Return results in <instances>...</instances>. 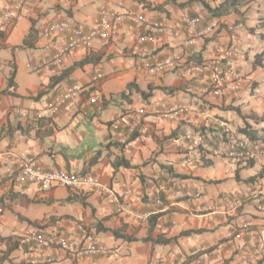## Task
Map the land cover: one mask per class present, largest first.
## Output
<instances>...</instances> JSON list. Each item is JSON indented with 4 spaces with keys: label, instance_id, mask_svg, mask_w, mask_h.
Returning a JSON list of instances; mask_svg holds the SVG:
<instances>
[{
    "label": "crops",
    "instance_id": "crops-1",
    "mask_svg": "<svg viewBox=\"0 0 264 264\" xmlns=\"http://www.w3.org/2000/svg\"><path fill=\"white\" fill-rule=\"evenodd\" d=\"M140 5L149 16L174 26L183 14L201 16L198 28L217 19L220 32L187 44L196 29L176 28L156 43L141 45L136 42L139 29L125 22L116 39H97L91 48L68 53L61 65L44 73L29 69V64L45 62L65 43L64 34L43 36L48 23L68 20L90 28L97 24L102 7ZM239 5L240 13L232 10L215 17L198 0H34L22 11L14 0H0V12L15 15L0 25V264H264V211L258 210L256 200L220 208L228 205L233 193L255 187L264 193V131H259L263 138L253 140L242 130L264 124L230 122H235L237 108L264 114L254 95L264 88V70L254 63V54L264 45L260 36L264 0H241ZM233 33L246 45L248 57L233 63V68L246 76L248 93H196L197 81L183 67L163 74L144 68L147 59L167 54L184 63L217 61ZM14 68L15 86L8 88ZM98 72L104 78L94 81ZM254 81L261 82L258 88L251 87ZM131 83L146 94L135 87L128 90ZM71 85L83 90L54 118H39L47 102ZM91 93L99 95V101L82 108L81 102ZM173 105L186 110L165 117ZM19 108L27 114L17 113ZM120 115L123 124L113 129L111 123ZM132 117L138 127L127 139ZM221 123L231 124L232 135ZM187 133L193 138L188 139ZM238 139L247 141L251 163L236 156ZM26 155L35 156L45 170L94 174L107 191L81 187L71 192L62 186L45 190L37 184L16 183L13 174ZM122 158L131 166L114 164ZM188 158L191 164L184 165ZM156 187L161 188L162 204L156 202ZM145 213H150L147 218ZM250 221L252 232L246 226ZM77 223L116 255L76 256L57 246L20 240L39 230L64 235L77 247L81 244ZM159 238L169 241L157 243ZM193 251L199 255L192 256Z\"/></svg>",
    "mask_w": 264,
    "mask_h": 264
},
{
    "label": "built area",
    "instance_id": "built-area-1",
    "mask_svg": "<svg viewBox=\"0 0 264 264\" xmlns=\"http://www.w3.org/2000/svg\"><path fill=\"white\" fill-rule=\"evenodd\" d=\"M14 1L15 7L21 11L27 9L34 2V0ZM14 17L15 15L9 10L0 12V25H5L8 21L14 19ZM202 21L203 19L201 16L183 14L180 17L179 22L174 26L169 24L166 19L149 16L143 5L121 8L102 7L99 11L97 24L90 28H84L83 26L68 20L48 23L42 31L43 36L49 37L54 34H64L66 36L65 43L45 62L29 64L28 67L31 71L38 74L49 71L53 67L61 65L68 53L78 49H89L97 39H116L119 36L122 24L125 22L130 23L139 29V33L136 36L137 44L156 43L161 36L173 34L176 28L186 30L196 29L192 32L191 37L186 40L187 44H193L196 38L211 37L220 28V22L217 19H212L205 26L198 28L202 24ZM243 56L244 49L241 44V39L237 33H233L229 44L219 50V56L216 59L217 61L184 63L175 55L167 54L155 61L147 59L144 62V68L152 74H163L176 71L183 67L186 74L196 79L197 82L193 86V90L196 93L225 96L226 94H233L240 91L244 82H246V76L233 68V63ZM103 78L104 74L98 72L94 76V81ZM82 90L83 88L79 85L68 86L65 90L47 102L44 114L40 113L38 114V117L54 118L59 114L63 105L75 98ZM99 99V95L91 93L81 102V107L85 108L87 105L96 103ZM185 110L186 107L183 105H173L164 112V116L172 117L178 113L185 112ZM17 113L24 115L27 114V112H23L20 109H17ZM138 113L143 114L144 109L138 110ZM122 124L123 120L120 115L112 121L111 126L113 129L117 130L121 128ZM221 126L226 133L229 134L231 132L228 124L221 123ZM137 127L138 121L136 118L132 117V120L128 123L126 134L127 139L133 137L137 131ZM186 137L188 139L193 138L191 133H187ZM194 141L198 143L200 139ZM237 144L239 148V151L235 152L237 157L250 158V156H252L245 140H239L237 141ZM191 162V159L188 158L184 160V165L191 164ZM13 181L16 183L27 182L37 184L45 190L62 186L66 187L71 192L78 191L81 187L97 188L101 191H107V188L101 184L98 176L94 174L73 172L67 169L45 170L40 166L38 159L33 155H26L21 159L18 170L13 174ZM154 191L156 202L162 204L161 188L156 187ZM263 196L264 193L257 187L251 189L247 193H233L228 197V205H220V208L238 207L249 199H253L257 202L258 210L264 211ZM2 212L3 208L0 207V214ZM149 214L150 213H145L144 217L147 218ZM252 225L253 223L251 221L246 224L249 232H252L250 229ZM76 227L81 231V244L77 247L64 235L46 234L39 230H32L25 233L21 236L20 240L24 243L36 242L46 248L57 246L72 251L76 256H82L85 254L116 255L114 250L98 242L95 236L81 223H77ZM197 255H199L198 251L192 252V256ZM35 262L36 264L40 263V261Z\"/></svg>",
    "mask_w": 264,
    "mask_h": 264
},
{
    "label": "trees",
    "instance_id": "trees-1",
    "mask_svg": "<svg viewBox=\"0 0 264 264\" xmlns=\"http://www.w3.org/2000/svg\"><path fill=\"white\" fill-rule=\"evenodd\" d=\"M201 1L206 8L211 12V14L213 16H222L225 14H228L230 11H235L236 13H240L241 12V0H198ZM219 2L218 5H216L215 7H212L210 5V2ZM34 33V29L32 28L29 32V35L26 37L24 45H28L30 43L29 39L30 37L33 35ZM263 42H264V33L260 35ZM249 53V52H248ZM87 60H84V62H86ZM254 63L256 66H260L263 70H264V45L259 48L256 53L254 54ZM15 68L14 70L10 73L9 78H8V88L15 86ZM135 83H131L128 86V90H131L135 87ZM139 92H141L142 95H145L146 93L144 91H140V89H138L137 87H135ZM130 93L127 92H123L122 95L124 97H129ZM237 111L239 112V108H237ZM249 119H251L252 121H254L257 124H264V114L263 115H258V114H252L249 115ZM243 131L246 132V134L249 136L250 139L256 140V139H261L263 138L261 133L259 132L260 130L264 131V126L259 128V129H250L247 130L246 128L242 129ZM251 158V157H250ZM250 158H245L246 160H249V162H252V159ZM97 159V157L94 159V161ZM114 164L115 165H124L127 167H130L131 164L124 158L122 159H115L114 160ZM116 235L120 236V234L117 231H114ZM169 239H164V238H159L156 240L157 243L161 242V243H166L168 242Z\"/></svg>",
    "mask_w": 264,
    "mask_h": 264
},
{
    "label": "rangeland",
    "instance_id": "rangeland-1",
    "mask_svg": "<svg viewBox=\"0 0 264 264\" xmlns=\"http://www.w3.org/2000/svg\"><path fill=\"white\" fill-rule=\"evenodd\" d=\"M235 30V29H234ZM220 32V28L216 31V33L215 34H217V33H219ZM239 35V34H238ZM255 35H258V34H255ZM232 36V35H231ZM255 41H257L258 40V37L257 36H255ZM242 41V40H241ZM242 47H243V49L244 50H246L245 48H246V45L244 44H242ZM251 53V52H250ZM246 57H248V54H245L244 55V57L243 58H241V59H244V58H246ZM241 59H239V61L241 60ZM247 81V80H246ZM261 82H256V81H254L253 83H251V87L252 88H258V86H259V84H260ZM246 88H248V89H246ZM244 90H246V91H244ZM251 90V88L250 87H247V82H245L244 84H243V86H242V89L240 90V91H238V92H236V94H238L239 96L240 95H242L243 94V92H249ZM234 94V93H233ZM231 95V93L228 95V96H230ZM255 99L257 100V105H260L262 108L261 109H263V112H264V88L262 89V90H259V91H255ZM232 96V95H231ZM255 102V101H254ZM256 103V102H255ZM245 104V103H244ZM144 105H145V107L146 108H148L147 106H148V104H147V102H144ZM243 108H245V106L243 107ZM20 109V108H19ZM246 109V108H245ZM245 109H243V111L245 110ZM22 110V109H21ZM246 112H241V111H239L238 112V114H236V116H235V118H236V120H235V122L234 121H230L231 123H233V125H234V123H235V125L236 124H238V125H240V124H242V125H245V123L244 122H247V123H249V121L248 120H251V119H249V115H252L253 113H252V111L251 110H249V109H246L245 110ZM225 113H226V111H224ZM229 112V113H228ZM225 115H229V114H231V110L230 111H228ZM226 116V117H227ZM230 126H229V128L231 129V135H232V133H233V130H232V126H231V124H229ZM249 125L250 126H252V127H256V125H255V122L254 121H251V123H249ZM250 152H251V154H252V151L250 150ZM250 157H252V156H250Z\"/></svg>",
    "mask_w": 264,
    "mask_h": 264
},
{
    "label": "clouds",
    "instance_id": "clouds-1",
    "mask_svg": "<svg viewBox=\"0 0 264 264\" xmlns=\"http://www.w3.org/2000/svg\"><path fill=\"white\" fill-rule=\"evenodd\" d=\"M240 37V36H239ZM241 44H242V41H241ZM246 54V51L244 50V55ZM244 57V56H243ZM242 57V58H243ZM241 59V58H240ZM237 61H239V60H237ZM237 61H235V62H237ZM234 62V63H235ZM236 69V68H235ZM228 127H229V125H228ZM223 128V127H222ZM223 130H224V128H223ZM231 130V129H230ZM225 132V131H224ZM226 133V132H225ZM227 135H231V132L228 134V133H226ZM239 140H243V139H238L237 141H239ZM246 141V140H245ZM247 142V141H246ZM248 145V144H247ZM249 147V146H248ZM250 149V148H249Z\"/></svg>",
    "mask_w": 264,
    "mask_h": 264
}]
</instances>
